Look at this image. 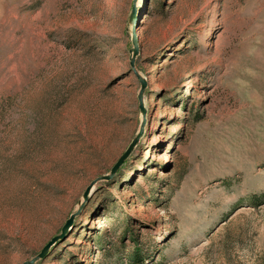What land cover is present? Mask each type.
Returning <instances> with one entry per match:
<instances>
[{"label":"rangeland","instance_id":"374dc122","mask_svg":"<svg viewBox=\"0 0 264 264\" xmlns=\"http://www.w3.org/2000/svg\"><path fill=\"white\" fill-rule=\"evenodd\" d=\"M136 71L139 143L34 264H264V0H0V264L135 137Z\"/></svg>","mask_w":264,"mask_h":264},{"label":"water","instance_id":"95a60500","mask_svg":"<svg viewBox=\"0 0 264 264\" xmlns=\"http://www.w3.org/2000/svg\"><path fill=\"white\" fill-rule=\"evenodd\" d=\"M132 43H133L134 48L132 49L133 57L131 58V65L134 66V58L136 57V55L138 54V51H139L138 41H137V38H136V34L134 32H133ZM136 75H137V78H138V80L140 82V85H141L139 93H138V100H139V110H140V113L142 115V121H141V124H140V127H139V130H138L137 134L132 139V141L129 143V145L127 146L125 151L116 160V162L112 166L110 172L108 174H105V175L99 176L98 178H95L94 180H92L89 183V185L86 187V189L84 190V192L82 194L83 200L81 201V203L79 205V209L76 210L75 212H73L69 216V218L64 222L63 226L61 227L60 232L57 235L53 236L42 247L40 252L34 258H32L31 260L26 261L23 264H34L38 259L43 258L48 253V251L51 248V246L53 244H55L58 240L62 239L67 234V232L69 231L71 226L74 224L76 216L79 215L80 210L83 208L85 202L88 201L89 195H90L92 189L94 188V186L101 180H109V179H111L112 176L117 173V171L122 167V165L131 156V154L133 153L135 147L139 143L140 138H141V136L143 134V129H144V125H145V111H146V109H145V106H144V93H145V90H146L147 82H146L145 78L142 77L137 71H136Z\"/></svg>","mask_w":264,"mask_h":264},{"label":"trees","instance_id":"16d2710c","mask_svg":"<svg viewBox=\"0 0 264 264\" xmlns=\"http://www.w3.org/2000/svg\"><path fill=\"white\" fill-rule=\"evenodd\" d=\"M259 197V195H256V196H253V200L254 199H257ZM133 260H135V261H138L139 260V252L137 251L136 252V254L133 256V258H132Z\"/></svg>","mask_w":264,"mask_h":264}]
</instances>
